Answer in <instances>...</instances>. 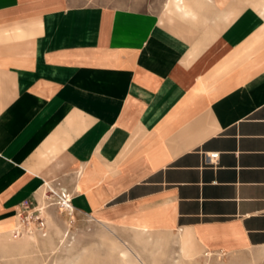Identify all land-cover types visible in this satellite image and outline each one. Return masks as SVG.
Instances as JSON below:
<instances>
[{"label": "crops", "instance_id": "crops-1", "mask_svg": "<svg viewBox=\"0 0 264 264\" xmlns=\"http://www.w3.org/2000/svg\"><path fill=\"white\" fill-rule=\"evenodd\" d=\"M179 6L0 0V264H25L9 229L43 189L182 261L264 264V0Z\"/></svg>", "mask_w": 264, "mask_h": 264}, {"label": "rangeland", "instance_id": "rangeland-1", "mask_svg": "<svg viewBox=\"0 0 264 264\" xmlns=\"http://www.w3.org/2000/svg\"><path fill=\"white\" fill-rule=\"evenodd\" d=\"M167 2L170 4L173 0H66V3L70 5L97 4L147 9L160 15L163 14V5ZM247 5L250 4L245 3L242 6ZM178 21L174 19L173 22H165V25L173 32H175L174 26L186 29L188 32L183 35L175 33L189 40L203 34L204 27L208 25L186 21L178 23ZM57 196L59 194L56 192H49L43 201L47 205L58 203ZM28 211L32 217L29 216L23 226L19 222L17 224L26 236H34L33 239L26 236L18 239L21 245L17 251L21 252L19 255L25 260V264H119L116 257L109 254V248L103 242L102 234L106 232L99 223L63 206L51 205L43 209L41 200L40 206L38 203L31 202L29 208L25 210V212ZM37 213L44 219V232L37 228L36 218L34 219ZM108 228L114 232L113 236L108 237L112 239L115 237L118 241L125 242L128 249L131 248L132 255L144 264H256L255 260L246 254L236 256L219 254L216 257L202 256L196 260L182 261L178 256L179 249L174 243L173 232H170L168 244L161 249L135 241L130 226L122 225L120 228L109 226ZM154 233L157 232L154 231Z\"/></svg>", "mask_w": 264, "mask_h": 264}, {"label": "bare ground", "instance_id": "bare-ground-1", "mask_svg": "<svg viewBox=\"0 0 264 264\" xmlns=\"http://www.w3.org/2000/svg\"><path fill=\"white\" fill-rule=\"evenodd\" d=\"M180 1L181 0H174V4H175L176 7H180L179 6L180 5ZM49 192L50 193H55V191L51 190V189L50 190L43 189L41 191V196H42L41 201H42L43 209H47L51 205H58V206H63V207L66 206V204H67L66 202L62 203L63 198H62L61 195L57 196L58 203H50V204L47 205V203H45V201H43V200L47 197V193H49ZM69 210L71 211V209H69ZM17 220L22 226H23V224L26 223V222L23 223L20 220L19 215L17 216ZM98 223L104 228L103 230L106 232V233L102 234V237H103L104 244L109 248V251H108L109 254L111 256L116 257L115 259L118 260L119 264H144V263H142V261L138 260L137 258H135L132 255V251L130 250L131 248L128 249V247H127L128 245L125 242H120L117 239H115V237H114V239H112L111 237H108V236H113L114 235L113 230L108 228L109 226L107 227L106 224L101 223V222H98ZM131 230H132V234H133V239L135 241H141L143 243H147L148 245H150L152 247H156V248H161L162 249V247L166 246L168 244L169 240H170V235H167V234L162 233V232L154 233L153 231L147 229V227L145 225H138L135 228L131 227ZM9 231H10V234H9V237H8L9 239L18 240L19 238L21 239L22 237L26 236L25 233L18 227L15 228L14 230L9 229ZM14 232H15V234H14ZM26 237H28V236H26ZM33 237L34 236L31 235L28 238H30V239L32 238L33 239ZM206 256L207 257H211L212 254L209 253Z\"/></svg>", "mask_w": 264, "mask_h": 264}, {"label": "built area", "instance_id": "built-area-1", "mask_svg": "<svg viewBox=\"0 0 264 264\" xmlns=\"http://www.w3.org/2000/svg\"><path fill=\"white\" fill-rule=\"evenodd\" d=\"M216 158H217V154H216V153H212V154H211V160H215ZM60 195H61L62 198H63L62 203H65V202L67 203L65 207H66L67 209H71V211L74 210V209L72 208L71 204H70V196H69V194L66 193L64 190H61V191H60ZM30 204H31L30 202H25V203H23L22 206L20 207L18 213H17V216L19 215L20 220H21L23 223L26 222V220H27V218H28L29 216L32 217V216L30 215V212H29V211H28V212H25V210H27V209L29 208V205H30ZM63 205H64V204H63ZM23 214H25V215H23ZM35 218H36V225H37L38 230L44 232V230H45V222H44V219H43L41 216H39L38 213H37V216L34 217V219H35Z\"/></svg>", "mask_w": 264, "mask_h": 264}]
</instances>
